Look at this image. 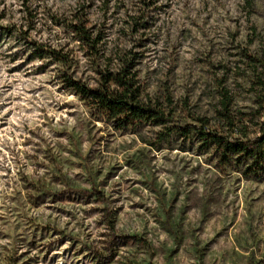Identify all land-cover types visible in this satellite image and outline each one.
<instances>
[{"label":"rangeland","instance_id":"rangeland-1","mask_svg":"<svg viewBox=\"0 0 264 264\" xmlns=\"http://www.w3.org/2000/svg\"><path fill=\"white\" fill-rule=\"evenodd\" d=\"M90 2L104 33L101 67L114 69L119 50L137 55L143 97L168 98L181 123L205 118L224 131L219 81L231 113L258 109L249 80L261 72L244 53L264 59V0H159L135 35L112 10L103 23L101 0ZM79 6L30 0V36L68 53V73L95 87L86 51L49 20ZM24 9L0 0V264H264V181L181 151V138L152 149L160 128L134 134L99 119L65 88L60 66L7 32Z\"/></svg>","mask_w":264,"mask_h":264},{"label":"trees","instance_id":"trees-1","mask_svg":"<svg viewBox=\"0 0 264 264\" xmlns=\"http://www.w3.org/2000/svg\"><path fill=\"white\" fill-rule=\"evenodd\" d=\"M29 2L21 0V6L25 8L24 23L20 26L9 25L7 32L13 33L31 47L38 59H49L60 66L65 88L96 113L99 119L108 121L116 131L134 134L144 126L160 128L155 141H148L152 149L172 150L174 140L181 138L184 144L181 145V151L196 148L199 154H209L216 161L217 168H230L245 178L264 181V59L244 53L254 70L261 72L254 77L255 81L249 80L259 89L256 95L258 109L254 113H231V98L223 83L218 82L216 87L220 99L215 112L224 124V131L218 132L209 127L205 118L194 119L191 124L181 123L175 117L168 98L165 105L158 100H146L134 72L137 55L119 50L114 69L101 67L99 60H106V52L102 50L104 33L90 21V0H82V6L69 20L60 21L53 16L49 19L54 25L67 30L71 40L86 51L98 75L95 87L74 79L68 73L72 65L68 53L31 38L36 13L29 10ZM158 4L159 0H101L100 20L105 23L112 10L113 14L123 19L129 33L135 35L149 28L151 14L157 10ZM142 42L145 40L138 41L137 46ZM109 62V65L113 63Z\"/></svg>","mask_w":264,"mask_h":264}]
</instances>
